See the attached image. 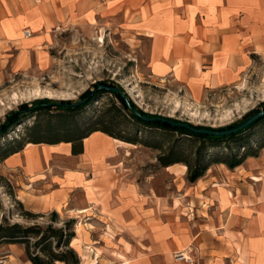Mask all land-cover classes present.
I'll return each mask as SVG.
<instances>
[{"label":"crops","instance_id":"0c3cea01","mask_svg":"<svg viewBox=\"0 0 264 264\" xmlns=\"http://www.w3.org/2000/svg\"><path fill=\"white\" fill-rule=\"evenodd\" d=\"M78 19L125 24L150 40L151 76L171 78L194 97L264 77V0H0V53L14 50L8 61L25 66L53 29ZM71 149L70 143H27L0 163L31 184L45 167L77 164L60 178L63 187L40 195L31 187L24 191L31 198L20 201L37 214L66 204L76 221L94 222L80 235L74 230L70 244L77 253V243L83 251L92 242L98 253L92 264H101L108 250L121 257L104 261L110 264H187L174 261L175 252L195 264H264V148L234 169L212 165L184 186L177 204L140 195L125 174L108 186L105 175L117 173L127 157L114 138L95 131L83 139L82 153ZM104 229L112 232L109 242L102 240L110 235Z\"/></svg>","mask_w":264,"mask_h":264},{"label":"rangeland","instance_id":"374dc122","mask_svg":"<svg viewBox=\"0 0 264 264\" xmlns=\"http://www.w3.org/2000/svg\"><path fill=\"white\" fill-rule=\"evenodd\" d=\"M124 26L83 19L58 26L52 30L48 40H45L36 54L29 58L25 66L19 61L14 65L8 61L16 56V52H11L14 50L8 53L9 56L0 53V124L9 112L19 108L21 104H30L36 99L44 98L54 102L75 103L85 91L95 90L99 82L111 88L121 89L123 94L145 113L194 126L224 128L240 122L252 111L261 109V104L264 103V77L254 75L236 87L206 91L197 97L192 96L184 86L171 78L152 77L148 68L150 40L137 37ZM119 108L120 103L112 94L102 93L80 112L70 114L68 122L81 124L82 130L107 127L115 134L135 141L132 144L116 140V143L124 148L123 157L125 154L127 157L122 160L117 173L116 169H111L105 175L108 186H114L115 182L117 185V180L125 174L128 178L132 176L131 180L137 183L140 195L148 193L153 198L166 196L174 198L177 204L176 199L182 198L184 186L192 184L187 180V167L183 163H176L165 168L160 165L158 158L172 150L182 158L191 160L200 144L199 141L194 137L144 127ZM55 114L56 111L53 110L50 116H56ZM45 117L40 119L44 120ZM33 122L34 117L26 119L15 133H11L10 138L25 137L26 129ZM249 133L252 134L251 145L257 148V142L264 138V120ZM8 140L10 139L7 136L0 138V145L6 144ZM229 143L222 142L215 148L206 147V155L228 154ZM238 150L242 152V148ZM56 165L49 169L45 167L43 174L34 178L38 180L37 183L31 184L32 181L24 179L19 171H6L0 163V224H19L25 227L34 224L46 227L52 224L59 228L64 223L73 221V229L77 230L79 235L85 229H94L92 226L95 223L92 221H76L73 218L76 212H70L71 208L66 204L58 205L56 210L48 209L37 214L20 201L22 198H31L24 192L31 187L37 189L34 191L36 195L47 193L59 185L63 187L64 181L60 178L70 175L68 169L77 168V164L67 160L59 161ZM54 169L56 172H53ZM26 212L35 216H28ZM104 231L110 235H106L102 240L109 242L112 232L107 229ZM91 245L92 242H88L83 251L78 243L74 246L78 251L79 264H92L96 259L94 252L97 251H93ZM94 245L103 246L102 241L101 244L97 242ZM102 257L101 264H110L104 261L113 257L121 259L109 250L106 257ZM0 264L30 262L25 256L23 245L0 244Z\"/></svg>","mask_w":264,"mask_h":264},{"label":"trees","instance_id":"16d2710c","mask_svg":"<svg viewBox=\"0 0 264 264\" xmlns=\"http://www.w3.org/2000/svg\"><path fill=\"white\" fill-rule=\"evenodd\" d=\"M104 84L105 83L103 82H99L98 85ZM98 85L95 86V90L93 91H85L82 95H80L79 101L75 103L70 101L54 102L46 98L36 99L30 104H21L16 110L9 112L5 116L4 121L0 124V138H5L7 136L10 139L6 144L0 145V161H3L10 155L21 151L27 143H70L72 147V154L78 155L82 153L83 139L95 131H100L114 138L115 140L134 144L135 141L125 139L119 134H115L107 127H96L82 130L81 124L76 122H68L70 114L80 112L82 109L96 100L99 95L102 93H107V91L98 90ZM118 91L120 93H108L112 94L120 103L119 110L124 111L137 123L144 127L173 132L181 136L194 137L199 141L200 144L194 153V158L191 160L182 158V156H179L172 150L158 158L160 165L165 168L176 163H183L187 167V180L189 183H194L202 178L211 165L223 164L228 169H234L235 167L241 165L246 158L257 157L259 150L264 148V138L260 142H257L258 147L255 148L253 145H251L252 134L249 133L253 127L264 120V117L258 119L250 126L237 133L223 137L195 134L186 128L179 126L174 127L167 122L159 120L145 122L141 120L134 114L133 111H136L139 115L148 119L161 117L141 111L128 99L125 94H123L121 89H118ZM122 95L127 98L128 104L125 102ZM129 106L132 108V110ZM53 110L56 111V116H50L52 115ZM260 110H264V103L261 104V109H256L245 115L240 122L218 129L194 126L189 123L180 122L171 118L163 119L174 123H186L196 129L224 131L236 127ZM42 116H47V118L45 117V119L42 120L40 119ZM29 117H34L35 122H33V124L26 129L27 135L23 138L14 137L11 139V133H15V130L24 124L25 120ZM222 142H230L232 144L233 147H231L230 143L228 145L230 150L228 154L223 156L206 155L205 151L207 148H215ZM239 148H242V152H239ZM26 215L35 216L29 212H26ZM72 225L73 221H68L59 228H55L52 224H49L46 227H42L38 224L26 227L19 224H0V244L23 245L25 256L30 264H79V256L70 245L71 241L75 237V232Z\"/></svg>","mask_w":264,"mask_h":264},{"label":"water","instance_id":"95a60500","mask_svg":"<svg viewBox=\"0 0 264 264\" xmlns=\"http://www.w3.org/2000/svg\"><path fill=\"white\" fill-rule=\"evenodd\" d=\"M97 89L98 90L105 89L106 91L120 93L118 91V89L105 87V86H102V85L97 86ZM123 99L128 104L127 98L123 96ZM130 109L132 110L131 107H130ZM133 112H134V114L136 116H138L141 120H143L145 122L159 120V121L167 122L168 124H170V125H172L174 127L179 126V127L186 128L187 130H189L190 132L195 133V134H205V135L214 136V137H223V136H227V135H231V134L237 133V132L247 128L252 123L257 121L258 119L264 117V110H260L259 112L253 114L252 116H250L249 118H247L245 121H243L242 123H240L239 125H237L234 128L227 129V130H224V131H217V130H208V129H196V128H194V127H192V126H190V125H188L186 123H174V122L165 120L163 118H151V119H148V118H145V117L139 115L136 111H133Z\"/></svg>","mask_w":264,"mask_h":264},{"label":"built area","instance_id":"2783aa9c","mask_svg":"<svg viewBox=\"0 0 264 264\" xmlns=\"http://www.w3.org/2000/svg\"><path fill=\"white\" fill-rule=\"evenodd\" d=\"M38 2L39 0H34ZM25 37H29L30 33L28 31L24 32ZM173 260L176 262H185L187 264H195L194 261L187 255L186 252H175L173 254Z\"/></svg>","mask_w":264,"mask_h":264},{"label":"flooded vegetation","instance_id":"af4514ba","mask_svg":"<svg viewBox=\"0 0 264 264\" xmlns=\"http://www.w3.org/2000/svg\"><path fill=\"white\" fill-rule=\"evenodd\" d=\"M105 87H109V86H107V85H104ZM111 88V87H110ZM103 91H106L105 89H102ZM107 92H110V91H107Z\"/></svg>","mask_w":264,"mask_h":264},{"label":"bare ground","instance_id":"6f19581e","mask_svg":"<svg viewBox=\"0 0 264 264\" xmlns=\"http://www.w3.org/2000/svg\"><path fill=\"white\" fill-rule=\"evenodd\" d=\"M101 41V40H100ZM83 212V211H82Z\"/></svg>","mask_w":264,"mask_h":264}]
</instances>
